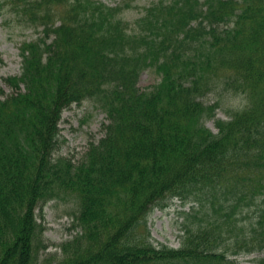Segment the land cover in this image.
Listing matches in <instances>:
<instances>
[{
	"label": "trees",
	"instance_id": "trees-1",
	"mask_svg": "<svg viewBox=\"0 0 264 264\" xmlns=\"http://www.w3.org/2000/svg\"><path fill=\"white\" fill-rule=\"evenodd\" d=\"M0 19L31 33L20 74L3 78L12 92L0 89V264L264 253V0H0ZM147 69L160 80L140 89ZM218 90L245 103L213 132L219 103L205 99ZM88 100L103 136L77 162L56 156L62 112ZM65 199L79 230L57 260L41 253L35 210ZM171 200L190 205L179 248L154 245L147 227Z\"/></svg>",
	"mask_w": 264,
	"mask_h": 264
},
{
	"label": "rangeland",
	"instance_id": "rangeland-1",
	"mask_svg": "<svg viewBox=\"0 0 264 264\" xmlns=\"http://www.w3.org/2000/svg\"><path fill=\"white\" fill-rule=\"evenodd\" d=\"M107 4H114L117 0H99ZM147 0H136L141 7ZM137 13L131 12L127 16ZM128 18V19H133ZM10 26L0 19V89L5 94L12 92L5 85L3 78L19 75L21 71V58L19 56L20 43L31 37L29 31L12 30ZM159 81L158 75L152 70H145L140 74L138 87L148 89ZM225 94L213 93L205 99L206 102L217 101L219 109L216 117L225 118L230 111L238 108L241 103V97L225 96ZM243 98V97H242ZM106 123L105 114L97 108L93 102L84 101L80 105L73 104L64 110L59 123V149L56 156H64L79 161L90 142H97L103 136L102 125ZM207 126L216 131L214 120L206 122ZM190 205L181 207L179 201L171 200L163 208H155L147 220V227L150 232L151 242L154 245L163 244L172 248H179L184 225L192 221L187 220L182 211H188ZM77 204L70 199L52 200L47 202L42 208L35 210L38 221L43 224L45 231L43 239L47 249L42 254L50 253L51 257L59 260L60 246L63 242L72 239L77 233V228L73 226V214L77 211ZM144 233V232H142ZM264 253H253L238 256L240 264H256L254 262ZM44 257V255H42Z\"/></svg>",
	"mask_w": 264,
	"mask_h": 264
}]
</instances>
